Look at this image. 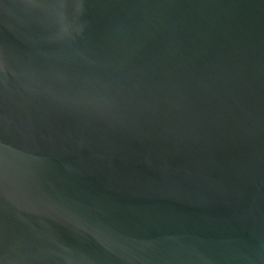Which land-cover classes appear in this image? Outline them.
<instances>
[{"label":"water","instance_id":"water-1","mask_svg":"<svg viewBox=\"0 0 264 264\" xmlns=\"http://www.w3.org/2000/svg\"><path fill=\"white\" fill-rule=\"evenodd\" d=\"M0 264H264V0H0Z\"/></svg>","mask_w":264,"mask_h":264}]
</instances>
